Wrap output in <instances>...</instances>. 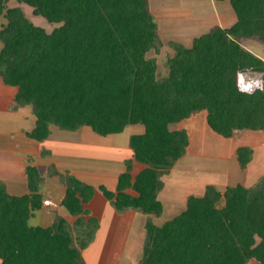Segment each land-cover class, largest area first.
Returning <instances> with one entry per match:
<instances>
[{
  "label": "trees",
  "instance_id": "trees-1",
  "mask_svg": "<svg viewBox=\"0 0 264 264\" xmlns=\"http://www.w3.org/2000/svg\"><path fill=\"white\" fill-rule=\"evenodd\" d=\"M16 1L61 24L49 33L22 8L0 0V17L8 21L0 31V77L17 88V107H32L36 127L28 138L47 140L52 125L73 132L90 127L100 136L145 128L130 137L134 159L116 192L100 187L117 212L163 214L158 199L163 177L189 145L187 131L173 130V124L206 111L210 128L225 138L264 131V91L246 95L236 86L238 70L264 73V61L241 44L243 39L264 44V0H216L230 2L237 22L196 37L191 47L171 42L175 54L167 58L163 78L157 60L148 57L161 48L149 0ZM237 157L244 170L253 151L240 147ZM134 162L144 165L135 177ZM55 174L66 187L62 205L79 217L74 226L82 230L80 248L65 219L50 227L29 225L43 204L42 177L29 162V194L12 196L0 183V264H85L80 249L99 224L82 216L95 189L70 173ZM222 196L225 205L218 208ZM145 230L140 264H264V177L251 188L238 184L222 192L208 185L203 196L189 197L181 214L162 226L149 219Z\"/></svg>",
  "mask_w": 264,
  "mask_h": 264
},
{
  "label": "crops",
  "instance_id": "crops-1",
  "mask_svg": "<svg viewBox=\"0 0 264 264\" xmlns=\"http://www.w3.org/2000/svg\"><path fill=\"white\" fill-rule=\"evenodd\" d=\"M202 1H204V3ZM196 2H198V4H204V22L207 21L206 23L210 24L211 22L213 24L210 20L214 17L219 18V21L215 23L217 25L214 24L211 29L215 27L230 28L237 22V16L229 1L196 0ZM225 2H229L234 14L230 6L228 4L226 5ZM198 4L196 3V5ZM174 8L180 9L182 5L175 3ZM179 9H177V11ZM211 29L202 34L209 32ZM202 34L190 36L191 33H187L186 36L184 32L177 31L172 37L175 42L178 41V43L186 47H191L193 40ZM241 44L244 48L264 61L263 48L255 44L243 42V40ZM11 88L13 89L14 101L17 88ZM2 100L3 98H0V104ZM29 107L30 106L17 107L15 102L5 107L0 105V111L4 114L0 116V124H5L3 127L0 126V183L5 185L7 192L12 196L21 197L29 194L30 190L26 175V167L29 162L34 163L38 167L42 177L39 194L42 197L43 204L39 210L34 211L33 216L30 218L31 220L38 217V225L32 226L50 227L58 221V219L62 218L67 221L72 234L75 228L74 224L79 217L73 216L68 209L62 205V201L66 194V187L55 172L59 174H66L68 172L83 183L93 186L95 189L94 196L89 203L84 205V209L88 211V214L82 217L86 222L92 219L96 220L99 224V228L96 230L95 237L89 245L84 249H80L85 264H89L85 255L89 253L88 251L98 244L99 241L102 242L101 239H104V246H110V251L107 253L110 254L112 250L111 245H113L117 236L116 233L120 228L126 233H129L137 221L146 225V218L140 216L144 215L140 214V212L133 210L125 213L117 212L100 189L101 186H104L108 190L116 192L119 177L127 170V162L134 159V152L130 148V137L135 134L144 133L145 128L142 125H135L134 127H139L137 131L129 133V135L127 134L125 139L122 138V135L128 131L127 129L133 126L127 127L121 134H111L108 136L99 135V137H97L92 134V132H95L90 127H82L74 132H68L66 130H64L66 132H63L57 126L52 125L50 137L43 142H37L27 136V133L31 132L36 127V117L33 114L32 107ZM204 113L206 114V127L210 128L207 122V112L204 111ZM201 123L200 121L199 125L203 124ZM88 128H90L92 132H89L90 130H88ZM171 129L173 128L171 127ZM173 130H186L189 137V145L186 155L176 163L168 175L163 177L164 189L158 196V199L164 206L163 213L166 211L165 202L168 199H170L168 207L174 208L175 214L178 216L186 210L189 197L193 195L198 197L203 196L208 185H214L223 192L226 187L236 186L238 184L251 188L264 177V131L245 130L238 132L231 138H225L211 129V131H213L215 135H218V137H221L227 145V148L221 150L220 154L224 158L223 160H227L230 165V170L228 168L226 170L223 169L221 174H223L224 177L221 176V179L217 178L216 180L219 181L214 184L199 185L196 187L189 186L190 188L187 187V189L183 184L178 185V183L181 182V175L179 176L177 168L183 161L187 160L191 154L190 133L189 129L186 127L182 129L174 128ZM240 147H249L253 151L252 161L244 170L240 167L237 157V150ZM28 158L31 160L29 161ZM232 166L236 171V175L237 173L242 174V179L235 180V183H231L233 175ZM42 167L46 170L45 175L41 173ZM143 169L144 165L134 162L132 170L133 177ZM220 186H224L223 189H220ZM129 192L135 194L132 191ZM100 193L103 196H101ZM151 219L155 223L156 218ZM166 222L165 220L161 225L155 224L157 226H162ZM103 254L106 255V253ZM101 257L103 258V256Z\"/></svg>",
  "mask_w": 264,
  "mask_h": 264
},
{
  "label": "rangeland",
  "instance_id": "rangeland-1",
  "mask_svg": "<svg viewBox=\"0 0 264 264\" xmlns=\"http://www.w3.org/2000/svg\"><path fill=\"white\" fill-rule=\"evenodd\" d=\"M6 1L8 8H22L27 18H29L35 25L46 29V31H48L49 33L52 32L55 28L61 26V24H51L45 18L34 15L33 8L26 4L18 3L16 0ZM202 2L204 3V1ZM149 3L151 11L153 12V15L158 24V33L161 40V48L158 53L155 51L149 52L148 57L155 58L157 60L158 77L163 78L168 75V68L166 66L167 58L175 54L171 46V42H175L172 36H174L177 31L184 32L186 36L187 33H191L190 36H197L211 29L216 21H219V18L214 17L212 20H210L213 22V24L211 22L210 24L206 23L207 21L204 22V4H198L196 0H149ZM175 3L182 5V8L175 9ZM196 3L198 5H196ZM225 4H228L230 6L229 2H225ZM177 9L179 10L177 11ZM231 11L233 12L232 8ZM7 23L8 21L3 16L0 17V31L2 27ZM243 42L255 44L256 46L263 48L262 50L264 51V44L259 43L258 41H255L253 39H243ZM2 45L3 44L0 42V48L2 47ZM0 98H3L2 103L0 104L3 107L8 104L14 103L13 89L11 87L5 86L2 82L1 77ZM29 108H31V106ZM3 115V112L0 111V116ZM200 121L203 123H201L202 125H199ZM3 125L5 124H0L1 127H3ZM171 127L173 129H182L186 127L187 129H189L190 133L189 136L191 154L190 157H188L187 160L183 161L177 168L179 176L181 175V182L179 181L180 183H178V185L183 184L187 189V187L190 188L189 186L196 187L199 185L214 184L219 181L216 180L217 178L221 179V176H223V174H221V171L223 169L226 170L228 168L230 170V165L228 164L227 160H223L224 158L220 154L221 150H225L227 148V145L226 143H224L225 141H223L221 137H218V135H215L209 127H206V114L204 112L197 113L189 119L173 124ZM138 128L139 127L134 126L130 127L129 129H127L128 131L124 135H122V138H125L127 134L129 135V133L136 132ZM88 130H90L89 132H92L90 128H88ZM62 131L66 132L64 130ZM92 134L99 137L98 134H95L93 132ZM232 168L233 175L231 183H235V180L242 179V174L237 173L236 175V171L233 166ZM41 173L45 175L46 170L44 167L41 168ZM67 174L68 172L62 175ZM223 187L224 186H220V189H223ZM101 196L103 195L101 194ZM169 201L170 199L165 202L166 211L165 213H163L161 218L158 217V219L155 216L145 214L140 216H144L146 218V221L151 218H156L155 223L158 225H161L165 220H172L176 217L177 214H175L174 208L168 207ZM224 205L225 199L222 196L217 203V207L222 208L224 207ZM38 223V217L29 221V224L31 226L38 225ZM144 225L145 224L140 221L135 222L133 228L129 231V233H126L122 228H120V230L116 233L117 236L115 238V241L113 242V245H111L112 250L110 254H107L108 251H110V246H104V239H101L102 242L99 241L98 244H96L90 251H88L89 253L85 255L86 260L89 264H140L143 257V248L146 238V230ZM81 235L82 230L74 228L73 238L78 248H80V239L82 238ZM94 237L95 234L91 241L94 239ZM91 241H89V243ZM103 253H106V255H104ZM101 256H103V258ZM249 264L260 263H258L257 261H251Z\"/></svg>",
  "mask_w": 264,
  "mask_h": 264
},
{
  "label": "clouds",
  "instance_id": "clouds-1",
  "mask_svg": "<svg viewBox=\"0 0 264 264\" xmlns=\"http://www.w3.org/2000/svg\"><path fill=\"white\" fill-rule=\"evenodd\" d=\"M236 86L240 93L246 95H253L257 90L264 91V73H256L252 68L238 70Z\"/></svg>",
  "mask_w": 264,
  "mask_h": 264
}]
</instances>
